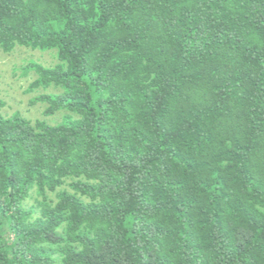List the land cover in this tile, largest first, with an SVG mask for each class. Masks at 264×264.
<instances>
[{"label":"trees","instance_id":"trees-1","mask_svg":"<svg viewBox=\"0 0 264 264\" xmlns=\"http://www.w3.org/2000/svg\"><path fill=\"white\" fill-rule=\"evenodd\" d=\"M20 45L63 117L0 98V264H264V0H0Z\"/></svg>","mask_w":264,"mask_h":264},{"label":"rangeland","instance_id":"rangeland-1","mask_svg":"<svg viewBox=\"0 0 264 264\" xmlns=\"http://www.w3.org/2000/svg\"><path fill=\"white\" fill-rule=\"evenodd\" d=\"M56 62V54L50 50H35L21 45L12 52L0 49V98L6 104L4 107L6 114L14 115L20 112L34 121L46 119L52 123L62 120V112L49 116L45 113L46 103L33 101L42 90L32 92L27 90L37 77L35 70L28 68L32 63L52 65ZM29 204H32V200L28 201Z\"/></svg>","mask_w":264,"mask_h":264}]
</instances>
